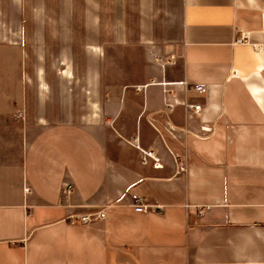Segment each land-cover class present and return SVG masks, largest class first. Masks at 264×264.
<instances>
[{"label": "crops", "instance_id": "0c3cea01", "mask_svg": "<svg viewBox=\"0 0 264 264\" xmlns=\"http://www.w3.org/2000/svg\"><path fill=\"white\" fill-rule=\"evenodd\" d=\"M11 11L21 70L3 83L0 31V264H264V0ZM133 194L162 211H137Z\"/></svg>", "mask_w": 264, "mask_h": 264}, {"label": "built area", "instance_id": "2783aa9c", "mask_svg": "<svg viewBox=\"0 0 264 264\" xmlns=\"http://www.w3.org/2000/svg\"><path fill=\"white\" fill-rule=\"evenodd\" d=\"M238 42H248V38H247V34H242L241 37L238 38L237 40ZM159 84H161L163 86V91L165 93V95L167 97H174L175 96V90L173 88H171L172 84L169 82H158ZM138 89H140V87H138ZM193 89L198 91V92H204L205 91V86L198 84L193 86ZM179 104V102H170L169 100L166 101L165 105L166 108L169 110H174L177 105ZM187 107H189L190 109H192L195 113H198L201 110V105L200 104H185ZM205 129L207 130V132H212V128H208L205 127ZM153 159L154 160V164L157 168H161L163 166V163L161 162V160L155 155V152L153 150H142V160L144 163H146L148 161V159ZM180 169H184L183 167H180ZM72 189L70 187H67L64 192L66 194L71 193ZM131 206L134 207L137 211H141V212H147L149 208L153 207L154 209H156L157 211H162L163 209V205L160 204H148L146 202V200L138 195V194H133L131 197ZM204 208H200L199 209V213L202 215ZM103 216L102 212H95L93 214H80V215H71L69 216V220L71 222H82V223H89L90 221H92L93 219H98L101 218Z\"/></svg>", "mask_w": 264, "mask_h": 264}, {"label": "rangeland", "instance_id": "374dc122", "mask_svg": "<svg viewBox=\"0 0 264 264\" xmlns=\"http://www.w3.org/2000/svg\"><path fill=\"white\" fill-rule=\"evenodd\" d=\"M2 8L3 11L0 12V31L3 34L4 44L8 45V47H4L2 49L3 65L1 66L3 67L4 72L3 83L7 82L11 86L16 78V73L21 70V66L19 65L21 60L17 57L16 51H14L11 47V0H3ZM40 64L43 65V60H40ZM13 70L15 73H13ZM14 84H16V82ZM164 130L168 132L166 129Z\"/></svg>", "mask_w": 264, "mask_h": 264}]
</instances>
